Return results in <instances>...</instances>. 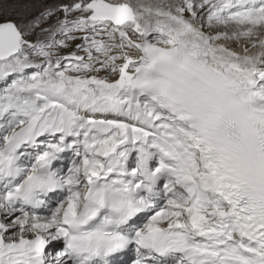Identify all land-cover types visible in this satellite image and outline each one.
<instances>
[{
    "label": "snow or ice",
    "instance_id": "1",
    "mask_svg": "<svg viewBox=\"0 0 264 264\" xmlns=\"http://www.w3.org/2000/svg\"><path fill=\"white\" fill-rule=\"evenodd\" d=\"M181 68L264 114V0H0V264H264Z\"/></svg>",
    "mask_w": 264,
    "mask_h": 264
},
{
    "label": "bare ground",
    "instance_id": "2",
    "mask_svg": "<svg viewBox=\"0 0 264 264\" xmlns=\"http://www.w3.org/2000/svg\"><path fill=\"white\" fill-rule=\"evenodd\" d=\"M184 81V80H183ZM218 90L216 92V96L220 99V102L218 103L217 101H215L213 98L209 97L211 100V104L212 105H216L218 104V106H220L222 108V112L225 113V107H224V102L225 99L224 97H231V94L228 91L223 90L218 84H217ZM225 92L227 96L223 95L222 97L220 96V92ZM235 100V99H234ZM239 105V109H237L235 111V113L239 114V116L241 117L242 115H244V118L246 119L243 122H241L242 127L244 128V130L246 131L244 133V136L242 138L239 137L238 140V146L239 148H241V153L243 155H245L246 157H249V155L251 154V152L253 153V148L256 147L257 143H259V141L264 140V114H260V115H253L250 112H246L243 107L239 104V102H237ZM182 107L187 109L186 115L190 114V116L194 115L195 118L198 117L200 118V115H198L197 110L193 109L185 104H182ZM241 110V111H240ZM226 116V114L224 115ZM238 117V116H237ZM238 117V118H240ZM191 118V117H190ZM242 118V117H241ZM192 122L197 124V126L199 125L195 119L192 118ZM199 127V126H198ZM203 130V129H202ZM204 131V130H203ZM253 165V164H251Z\"/></svg>",
    "mask_w": 264,
    "mask_h": 264
}]
</instances>
